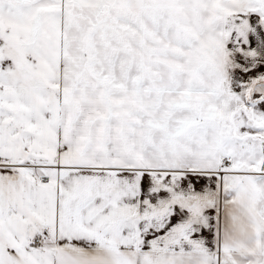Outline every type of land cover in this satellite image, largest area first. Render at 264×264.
Masks as SVG:
<instances>
[{
	"label": "snow or ice",
	"instance_id": "1",
	"mask_svg": "<svg viewBox=\"0 0 264 264\" xmlns=\"http://www.w3.org/2000/svg\"><path fill=\"white\" fill-rule=\"evenodd\" d=\"M0 264H264V0H0Z\"/></svg>",
	"mask_w": 264,
	"mask_h": 264
}]
</instances>
